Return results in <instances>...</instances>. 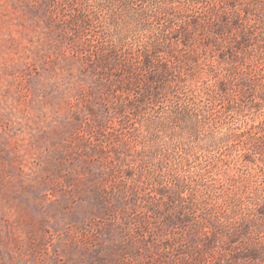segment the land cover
Returning <instances> with one entry per match:
<instances>
[{"label": "rangeland", "instance_id": "rangeland-1", "mask_svg": "<svg viewBox=\"0 0 264 264\" xmlns=\"http://www.w3.org/2000/svg\"><path fill=\"white\" fill-rule=\"evenodd\" d=\"M162 2L0 0V264H264V28L196 136L166 115L207 102L221 65L154 102L120 90L122 64L168 60L160 28L178 42L168 17L188 1ZM228 130L241 136L206 147Z\"/></svg>", "mask_w": 264, "mask_h": 264}, {"label": "trees", "instance_id": "trees-1", "mask_svg": "<svg viewBox=\"0 0 264 264\" xmlns=\"http://www.w3.org/2000/svg\"><path fill=\"white\" fill-rule=\"evenodd\" d=\"M187 1L189 7L168 17L169 24L172 20L180 21L178 22L179 28L173 31L178 41L175 46L166 43L169 25H165L160 28L159 32L154 33L156 40H159L160 34L164 35V44L168 48V60L159 63L157 55H155L157 54L156 50L147 49L138 58V61H127L122 64V68L125 71H134L135 77L131 79L127 77L126 87H120V90L138 88V90L144 92V98L151 99V102H154V97L159 90L166 89L176 93V86L180 82L185 81V79L193 78L196 72L206 70L209 74L214 73V64L221 65L224 71L223 78L218 80L217 84L212 85L211 88H207L209 92L207 93V102L199 105L194 101H183V103L172 108L178 110H170L166 115L169 126L179 120L191 133L197 136L204 120L211 116L205 109H213L211 107L215 96L228 89L235 74L236 64L239 60L245 58L247 44L255 39L251 29H255L260 33V28H264V6L261 8L255 0L245 3H241L239 0H236L238 3H230V0ZM174 3L175 1H172L170 6L173 7ZM162 5L165 6L163 2ZM162 5H159V8L163 7ZM143 15V12L136 13L131 19L133 26L131 25L127 33H132L130 37L133 40L136 38V33L134 32L138 30L137 28L141 27L143 29L145 27ZM256 42L257 45L260 44V41L257 40ZM153 46L155 47V45ZM206 59L209 60L208 64H206L207 68L201 65V63L205 64L207 62ZM115 62L109 53H102L97 57L96 61L97 66L101 70H105V68L115 64ZM191 68L195 69V73L190 71ZM238 74L239 78L247 79L242 73ZM212 75L214 76V74ZM142 81L143 85L139 87ZM153 83L155 85L159 84L160 87L157 86V89L152 87ZM210 90L214 92L211 97L208 95L212 93H210ZM258 92L260 100L264 101V85L259 88ZM177 98L181 99L180 97ZM230 108V105H224V109ZM239 136H241V132L228 130L220 137L212 135L205 145H207L206 147L227 146L231 138ZM254 138L253 144L257 142L264 143V134ZM251 150L255 151V149Z\"/></svg>", "mask_w": 264, "mask_h": 264}]
</instances>
